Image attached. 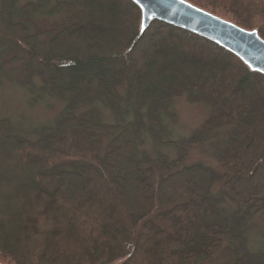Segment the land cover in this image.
<instances>
[{"label":"trees","instance_id":"trees-1","mask_svg":"<svg viewBox=\"0 0 264 264\" xmlns=\"http://www.w3.org/2000/svg\"><path fill=\"white\" fill-rule=\"evenodd\" d=\"M187 1L264 38V0ZM141 20L131 0H0V82L64 102L33 138L0 119L1 263L264 264V75ZM181 96L210 114L174 138ZM212 137L225 171L185 164Z\"/></svg>","mask_w":264,"mask_h":264},{"label":"rangeland","instance_id":"rangeland-1","mask_svg":"<svg viewBox=\"0 0 264 264\" xmlns=\"http://www.w3.org/2000/svg\"><path fill=\"white\" fill-rule=\"evenodd\" d=\"M19 1L20 3H25L30 0ZM55 20L64 21V17H38L33 20V27L46 28ZM63 107L64 102L62 100L39 87L33 91H28L27 88L15 81L3 79L0 82V119L10 120L12 132L22 138H33L34 129L52 124ZM175 112L174 138L193 134L201 128L210 114L206 105L190 103L184 96L177 98ZM105 116L108 120H111L107 112H105ZM216 141L217 138L212 137L203 145L192 148L185 164L204 162L216 170L224 172L225 168L218 159ZM163 151L170 152L172 156H175L172 149L163 148ZM219 188L221 186L217 185L216 189L218 190ZM223 206L230 207V204H223ZM259 222L257 224L261 225V222ZM255 229L258 231V227ZM261 239L259 234H254L252 243L255 248L260 246Z\"/></svg>","mask_w":264,"mask_h":264},{"label":"water","instance_id":"water-1","mask_svg":"<svg viewBox=\"0 0 264 264\" xmlns=\"http://www.w3.org/2000/svg\"><path fill=\"white\" fill-rule=\"evenodd\" d=\"M131 1L142 12V31L156 20L187 30L220 45L251 71L264 75V38L258 30L245 29L187 0Z\"/></svg>","mask_w":264,"mask_h":264},{"label":"snow or ice","instance_id":"snow-or-ice-1","mask_svg":"<svg viewBox=\"0 0 264 264\" xmlns=\"http://www.w3.org/2000/svg\"><path fill=\"white\" fill-rule=\"evenodd\" d=\"M138 2H139V0H138Z\"/></svg>","mask_w":264,"mask_h":264}]
</instances>
